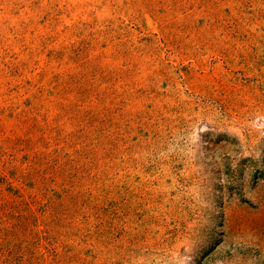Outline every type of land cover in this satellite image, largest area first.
I'll use <instances>...</instances> for the list:
<instances>
[{
	"label": "rangeland",
	"instance_id": "rangeland-1",
	"mask_svg": "<svg viewBox=\"0 0 264 264\" xmlns=\"http://www.w3.org/2000/svg\"><path fill=\"white\" fill-rule=\"evenodd\" d=\"M0 264H264V0H0Z\"/></svg>",
	"mask_w": 264,
	"mask_h": 264
}]
</instances>
